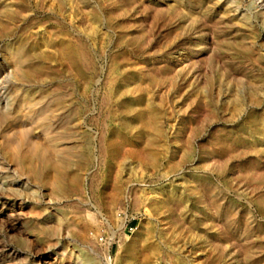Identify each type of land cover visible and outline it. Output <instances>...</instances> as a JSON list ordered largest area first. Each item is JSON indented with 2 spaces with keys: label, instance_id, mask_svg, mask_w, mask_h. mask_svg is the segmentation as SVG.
I'll return each mask as SVG.
<instances>
[{
  "label": "rangeland",
  "instance_id": "rangeland-1",
  "mask_svg": "<svg viewBox=\"0 0 264 264\" xmlns=\"http://www.w3.org/2000/svg\"><path fill=\"white\" fill-rule=\"evenodd\" d=\"M221 1L0 0V264H264V16Z\"/></svg>",
  "mask_w": 264,
  "mask_h": 264
},
{
  "label": "built area",
  "instance_id": "built-area-1",
  "mask_svg": "<svg viewBox=\"0 0 264 264\" xmlns=\"http://www.w3.org/2000/svg\"><path fill=\"white\" fill-rule=\"evenodd\" d=\"M121 213H122V211H119L118 212V216L119 217H121ZM121 220H122V223H123V230H126L127 229L128 232H131V231H133L135 229V223H134V221L128 220L127 217H123V218L121 217ZM100 240L101 241H104L103 240V237H101Z\"/></svg>",
  "mask_w": 264,
  "mask_h": 264
},
{
  "label": "bare ground",
  "instance_id": "bare-ground-1",
  "mask_svg": "<svg viewBox=\"0 0 264 264\" xmlns=\"http://www.w3.org/2000/svg\"><path fill=\"white\" fill-rule=\"evenodd\" d=\"M214 1V0H213ZM219 1V0H218ZM221 1V0H220ZM223 1V0H222ZM221 1V2H222ZM256 0H252L253 3H255ZM181 2V1H180ZM221 4V3H220ZM260 6V7H259ZM255 7H259L260 9L258 11H260V13L264 16V0H260V3L257 5L255 3ZM235 9V8H234ZM262 10V11H261ZM235 11H237L235 9ZM263 21V20H262ZM258 49V48H257ZM181 65V64H180ZM83 70V69H82ZM86 72V71H85ZM83 112V111H82ZM97 128V127H96ZM34 133V132H33ZM113 237V236H112Z\"/></svg>",
  "mask_w": 264,
  "mask_h": 264
}]
</instances>
